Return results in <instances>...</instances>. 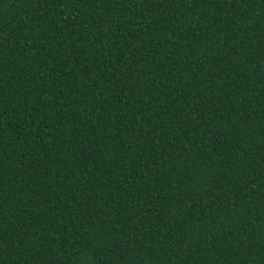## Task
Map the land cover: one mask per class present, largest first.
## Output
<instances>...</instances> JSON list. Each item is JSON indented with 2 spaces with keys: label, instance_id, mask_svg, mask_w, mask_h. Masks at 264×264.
<instances>
[{
  "label": "trees",
  "instance_id": "trees-1",
  "mask_svg": "<svg viewBox=\"0 0 264 264\" xmlns=\"http://www.w3.org/2000/svg\"><path fill=\"white\" fill-rule=\"evenodd\" d=\"M0 264H264V0H0Z\"/></svg>",
  "mask_w": 264,
  "mask_h": 264
}]
</instances>
